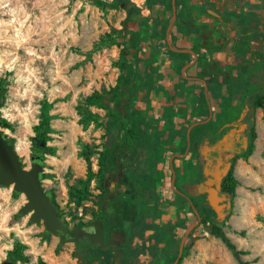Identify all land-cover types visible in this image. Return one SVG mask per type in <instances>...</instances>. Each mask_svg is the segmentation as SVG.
<instances>
[{
	"label": "crops",
	"instance_id": "crops-1",
	"mask_svg": "<svg viewBox=\"0 0 264 264\" xmlns=\"http://www.w3.org/2000/svg\"><path fill=\"white\" fill-rule=\"evenodd\" d=\"M176 4L172 45L188 52L174 51L167 40L172 0H150L146 11L127 20L124 82L113 104L134 139L124 125L115 165L107 172L111 192L106 203L113 202L108 217L119 227L113 232L103 224L91 226L89 232L103 250L93 264H169L189 219L187 208L195 211L204 201L202 195L184 192L202 169L198 145L202 147L227 121L243 117L229 84L241 71L238 56L249 58L264 47V0ZM221 12L230 14L225 18L229 27ZM262 117L263 110L258 122ZM144 199L149 201L140 211L138 204ZM148 208L145 224L150 227L131 237L133 222ZM75 245L73 241L69 252L61 250L59 255L54 251L53 264H77ZM137 250L138 257L128 262Z\"/></svg>",
	"mask_w": 264,
	"mask_h": 264
},
{
	"label": "rangeland",
	"instance_id": "rangeland-1",
	"mask_svg": "<svg viewBox=\"0 0 264 264\" xmlns=\"http://www.w3.org/2000/svg\"><path fill=\"white\" fill-rule=\"evenodd\" d=\"M142 12L140 8L138 14ZM127 20L125 10L103 8L91 0H0V77L5 80L6 89L0 114L8 121L0 128L13 141L24 167L29 169L34 163L32 127L48 106L49 144L56 152L46 156L42 184L48 193H53L59 213L69 225L74 223L73 214L80 215L83 205L94 204L70 202L69 186L86 178L87 163L80 154L83 145L102 148L105 128L89 121L88 112L100 117L108 112L101 103L111 100L109 92L118 84L121 66L125 65L120 58V38L112 31L127 26ZM108 33L112 36L105 35ZM88 97L97 103L88 105ZM261 116L262 109L257 108L254 151L248 158H238L233 166L239 184L229 212L220 220L227 235L245 252L243 259L249 264H264V121L258 122ZM93 168H98L96 157ZM16 192L14 185H0V263L8 259V251L19 240L27 245L28 263L44 260L53 264L54 251L57 255L61 250L69 252L73 241L47 232L44 221H32L30 214L21 211L28 197ZM194 202L198 204V199ZM203 202L201 206L216 213L209 202ZM195 208L203 214L202 207ZM186 213L189 219L179 233V246L187 228L197 219L191 207ZM186 246L187 254L181 264H240L203 223L188 235ZM58 248L60 251L56 252ZM175 256L176 260V251Z\"/></svg>",
	"mask_w": 264,
	"mask_h": 264
},
{
	"label": "trees",
	"instance_id": "trees-1",
	"mask_svg": "<svg viewBox=\"0 0 264 264\" xmlns=\"http://www.w3.org/2000/svg\"><path fill=\"white\" fill-rule=\"evenodd\" d=\"M150 1V0H149ZM148 1V2H149ZM93 4L103 8H121L127 12V17L131 18L135 14L140 12V8L137 7L131 0H91ZM230 16L228 13L221 12L220 17L224 19L223 24L226 27H229L225 18ZM125 24V23H124ZM125 27L123 25L120 29H115L112 33L118 35L120 38L119 43L122 45V50L120 52V58H123L126 50V40H125ZM108 37L112 35L110 33L105 34ZM240 62L241 71L239 75L233 76L229 84V93L231 98L239 101L238 108L240 111H245V121L248 123V135L250 139L249 148L243 153L239 154L237 158L244 157L248 158L254 151V139L257 136L256 133V118L255 111L257 108L263 110V121H264V47L260 48L257 51H252L249 58L244 56H238ZM124 82V69L121 66L120 79L118 84L111 88L109 95L111 97L110 101L102 102V107H106L108 112L105 116L100 117L98 114H94L91 111L88 112L89 121L94 120L97 124L102 125L105 128V133L102 137V148L94 149L90 144H84L81 151V156L85 158L87 163V175L86 178H81L77 180L76 184L69 186V200L70 202H75L77 205H82L86 201H92L95 205H98L101 197L105 195V178L106 173L109 170H113L115 165V155L117 146L120 143V133L121 128L126 126V131L130 139H134L133 132L128 127V122H123L122 115L115 110L114 107V98H117L119 95V90L121 85ZM5 80L0 77V108L5 104ZM88 105L97 103L93 100V97H88L86 99ZM47 104V102H45ZM44 103V104H45ZM8 125V121L5 118L1 117L0 114V125ZM34 135L32 136V146H31V158L33 162L41 160V164L44 166L45 159L48 154H55L56 148L49 144L51 140V114L49 113L48 106L42 110V113L39 117V121L33 125ZM208 131V130H207ZM5 134V133H4ZM219 133L215 132V139L218 137ZM216 136V137H215ZM212 141V140H211ZM201 143V142H200ZM96 146V145H94ZM200 145L197 147V152H200ZM93 157L97 158L98 168L95 170L93 168ZM45 174L41 173L40 178L43 179ZM199 180L202 179L201 171H199ZM94 183V186L91 187V184ZM239 184L238 179L234 174V167L230 169L228 174L224 177L222 182V192L230 195L231 198H234L236 195V188ZM138 187V185H134ZM99 191V192H97ZM18 193V191L16 192ZM51 196V200L54 201L53 193H48ZM156 200V198H154ZM149 200H142L138 206L141 211L142 206L147 204ZM204 201L208 202L207 195H204ZM55 202V201H54ZM203 204H205L203 202ZM202 204L203 214L202 222L206 230L220 238L227 247L232 251L235 257L239 260L240 264H249L248 261L243 259V254L245 252L238 248L236 243L227 235L225 230L220 224L217 214H212L209 212V209ZM211 208V207H210ZM151 213V208H148L146 212L142 214L143 218L138 219L133 222L131 226V231L133 232L131 237L138 233L140 235L141 228L148 229L150 226L145 224V218ZM100 210L96 209L94 206H82V214H73L74 223L78 226H85L90 223H93L94 220L87 218L88 215L93 217H98ZM61 218L62 215L60 214ZM63 221L66 222L62 218ZM197 219H195L196 221ZM194 221V222H195ZM69 225V224H68ZM197 228V227H196ZM193 231H195V229ZM192 231V232H193ZM48 232V231H47ZM75 242V249L73 251V256L77 257L81 264H93L97 260V253L101 243L93 239L88 232H80L77 237L73 238ZM180 242V241H179ZM179 242L177 243L175 250L179 255ZM187 247L184 248L183 254L180 257L177 264H181L183 258L187 254ZM27 245L21 241H15L13 248L8 251V259L14 262L22 261L24 263L29 262V257L25 253ZM60 248L56 250L59 252ZM103 252V250L101 249ZM139 250L132 251L131 256L128 258V262H132L138 257ZM175 257L170 260L169 264H172L175 261ZM38 264H48L44 260L39 261Z\"/></svg>",
	"mask_w": 264,
	"mask_h": 264
},
{
	"label": "water",
	"instance_id": "water-1",
	"mask_svg": "<svg viewBox=\"0 0 264 264\" xmlns=\"http://www.w3.org/2000/svg\"><path fill=\"white\" fill-rule=\"evenodd\" d=\"M176 7V0H172L173 15L167 27V40L174 51L188 52L189 50L187 49H179L172 45L171 34L172 27L176 21ZM188 67L189 65L185 66V71ZM245 112L246 110L243 112L242 116ZM43 171L44 166L41 164V160L34 162L29 169L24 167L13 141L8 139L7 135L4 134L0 128V185H14V189L25 193L28 197V201L21 207V211L24 214H30V218L34 222L44 221L45 229L53 235L67 241H72L73 235H76L81 229L76 228L70 230L66 228L59 213L58 203L52 201L47 191L44 189L42 179L40 178V174ZM210 174H213V172ZM203 175L205 177L209 176L207 166L203 169ZM221 181V176H217L216 180L208 179L198 187L193 186L190 193L194 196L206 193L209 205L216 212L218 219L224 220L232 206V200L230 195L220 193L222 189ZM195 212L197 214V220L187 228L180 243L179 255L172 264H177L183 254L185 241L188 235L202 222V215L198 213L197 209H195ZM0 264L21 263L20 261L14 262L11 260H4Z\"/></svg>",
	"mask_w": 264,
	"mask_h": 264
},
{
	"label": "flooded vegetation",
	"instance_id": "flooded-vegetation-1",
	"mask_svg": "<svg viewBox=\"0 0 264 264\" xmlns=\"http://www.w3.org/2000/svg\"><path fill=\"white\" fill-rule=\"evenodd\" d=\"M245 116L246 115L244 114L243 117H240L236 120L227 121L226 125L222 128V130L217 131V133H219L218 137L215 136L216 138L212 139L214 137V134H213L210 138L205 140V143L202 144V147L200 146L201 147L200 155L203 161V166L201 169L202 179L199 180L198 177H195L197 181H195L194 183L193 182L190 183V185L185 188L184 192L186 194L195 197L194 195L190 193V190L192 189L193 186L198 187L200 184L204 183L208 179L216 180L217 176L222 177V181H221V186H222L223 179L228 174L230 169L234 166L235 162L238 159L237 156L243 153L244 151H246L250 145V139L248 135L249 126H248V123L245 121ZM205 166H207V169H208V173H209L208 177H205L203 175V169ZM211 172H213V174H210ZM107 178H108V175L106 173L105 195L101 197V199H98L100 200V202H98V205L93 204V206L96 209L100 210V214L98 217H93L92 215H89V218L94 220V222L88 225H85V226H78L77 224L68 225L64 221L67 229H70V230H73L76 228L81 229L76 235H73V238L77 237L80 232H88L89 235L93 239L97 238L95 234L90 233L91 226H95V225L99 226L103 224L104 227L110 228L111 231L113 232L119 227L118 224L112 223L111 219H109L108 217L109 207H110V204H112L113 202L111 201V202H108V204H106L107 197L109 196L111 192L107 184V181H108ZM120 192L123 193L124 191L121 190ZM220 193H224L222 192V189ZM204 195H207V194L206 193L202 194L203 197ZM98 252L103 254L101 249H99ZM35 264H38V262Z\"/></svg>",
	"mask_w": 264,
	"mask_h": 264
},
{
	"label": "built area",
	"instance_id": "built-area-1",
	"mask_svg": "<svg viewBox=\"0 0 264 264\" xmlns=\"http://www.w3.org/2000/svg\"><path fill=\"white\" fill-rule=\"evenodd\" d=\"M137 7L141 8L143 11L147 10V0H131ZM79 213L82 214V208H80Z\"/></svg>",
	"mask_w": 264,
	"mask_h": 264
}]
</instances>
